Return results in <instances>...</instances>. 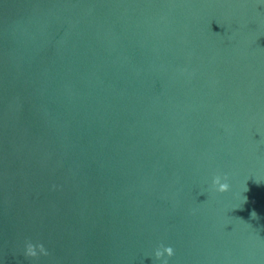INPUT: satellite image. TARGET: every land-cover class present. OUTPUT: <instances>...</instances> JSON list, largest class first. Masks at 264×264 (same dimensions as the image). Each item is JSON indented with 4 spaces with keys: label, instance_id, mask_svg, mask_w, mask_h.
<instances>
[{
    "label": "water",
    "instance_id": "1",
    "mask_svg": "<svg viewBox=\"0 0 264 264\" xmlns=\"http://www.w3.org/2000/svg\"><path fill=\"white\" fill-rule=\"evenodd\" d=\"M0 264H264V0H0Z\"/></svg>",
    "mask_w": 264,
    "mask_h": 264
}]
</instances>
